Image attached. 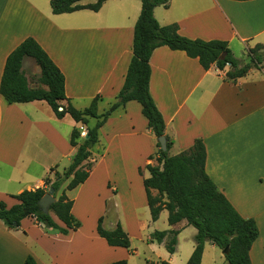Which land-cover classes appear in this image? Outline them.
<instances>
[{
	"label": "crops",
	"instance_id": "crops-1",
	"mask_svg": "<svg viewBox=\"0 0 264 264\" xmlns=\"http://www.w3.org/2000/svg\"><path fill=\"white\" fill-rule=\"evenodd\" d=\"M140 9V0H106L97 11L83 8L54 14L50 0H0V79L7 55L32 37L64 75L67 100L83 109L100 96V114L106 110L104 103L114 102L122 87ZM153 13L160 25L176 23L178 32L188 38L227 41L238 66L250 61L249 48L264 44V0H169L167 7L156 6ZM27 62L36 64L26 57L22 69L29 85L37 86V79L25 69ZM149 65V92L163 117L165 134L172 139L169 152L186 150L196 139L203 142L205 172L240 216L255 221L258 235L249 250L250 261L264 264V61L229 80L225 76L229 66L205 70L196 58L163 45L152 51ZM91 119L95 118L80 124L69 114L58 118L44 100L8 103L0 94V200L10 207L18 202L13 195L42 187L51 167H67L75 154L69 142L71 131L86 132ZM147 125L137 101L117 107L90 149L88 178L72 191L91 193L99 184L109 195L139 200L148 208L143 179L149 176L145 166L154 161L149 156H155L157 138ZM103 170L109 175L100 178ZM126 170L129 176L124 177ZM68 198L74 200L72 214L79 217L75 197ZM168 225L165 230L177 231L176 244L164 260L175 264L178 234L188 224L183 219ZM151 232L147 244L165 247L168 236L148 242ZM208 245L216 248L211 242ZM97 247L103 252L96 253ZM193 248L194 244L188 247L187 257ZM130 253L134 251L109 246L96 230L85 233L82 226L62 234L45 229L34 217H25L14 229L0 219V264H23L28 255L37 264H105L129 260ZM218 255L212 256L211 264L226 263L221 250Z\"/></svg>",
	"mask_w": 264,
	"mask_h": 264
},
{
	"label": "trees",
	"instance_id": "trees-1",
	"mask_svg": "<svg viewBox=\"0 0 264 264\" xmlns=\"http://www.w3.org/2000/svg\"><path fill=\"white\" fill-rule=\"evenodd\" d=\"M80 1L50 0L52 13H69L83 8L97 11L106 0H95L87 4H81ZM140 1V13L133 28L132 57L122 87L114 102L100 114L97 113L100 96L92 98L83 109L75 108L67 100L64 75L34 38L26 37L7 55L0 79V94L8 103L44 100L58 118L69 114L80 124H87L89 118H95L96 121L87 127L86 135L81 141L80 131L73 128L69 142L75 147V154L62 172L51 167L49 174L54 173L53 179L48 175L44 178L42 187L23 190L13 195L18 202L10 207L0 200V219L11 229L18 228L25 217H34L45 229L62 234L78 229L81 222L72 214L73 200L67 197L65 191L76 188L88 178L91 164L86 163L90 157V149L98 141L99 128L117 107L129 100H135L147 119L148 129L155 138L164 135L167 142V150L163 151L156 141L155 156L150 155L149 159L155 157L157 164L145 166L149 176L143 179V186L151 220L155 221L161 210L166 209L168 224L172 225L184 219L196 229L194 248L185 264H200L207 241L220 249L227 247L224 257L228 264H251L249 250L258 235L257 225L253 219L240 216L206 174L203 142L196 139L188 149L174 155L169 154L172 139L165 134L163 117L149 92V58L156 47L165 45L172 50L184 51L188 57L196 58L205 70L212 65L219 70L229 66L225 76L229 80H235L243 76L250 66H259L264 61V44L258 43L249 48L250 61L238 66L227 41L188 38L178 32L176 23L160 25L154 17V8L159 5L167 7L169 0ZM26 57L31 58L39 68L37 86L29 85L22 69ZM63 100L66 104L61 103ZM66 180L68 183L61 189ZM50 187L54 188L56 200L50 204L49 211L54 213L63 226L58 225L49 212L44 213L39 205L40 198ZM60 189V194L56 196ZM151 189H156L157 194L152 195ZM95 230L109 246L130 250L129 236L119 222L112 229H106L103 226V216H100L97 218ZM176 235L175 230H156L150 235L148 242H161L168 236L165 248L173 253ZM23 264L37 263L32 255H28ZM105 264H127V260L119 259ZM159 264L171 263L161 260Z\"/></svg>",
	"mask_w": 264,
	"mask_h": 264
},
{
	"label": "rangeland",
	"instance_id": "rangeland-1",
	"mask_svg": "<svg viewBox=\"0 0 264 264\" xmlns=\"http://www.w3.org/2000/svg\"><path fill=\"white\" fill-rule=\"evenodd\" d=\"M94 1V0H88ZM25 69L29 73V77H33L34 79L38 80V70L36 65L31 62H27L25 64ZM113 100L107 101L104 103V109H108L111 102ZM96 119H91L92 125L95 123ZM103 149V148H102ZM157 150V147H156ZM171 154V152H169ZM153 165L157 164L155 157L153 158ZM86 164H91L90 161H87ZM64 169V168H63ZM62 169V170H63ZM62 170H58L62 172ZM140 174H142L141 169L138 170ZM106 172V171H105ZM104 170L103 173H99L100 178H105L109 175V173L105 174ZM148 175L147 170L143 171ZM111 176H114L111 171ZM129 176V173L126 170V174L124 177ZM49 177L51 179L54 178V173H50ZM68 180L63 182L61 189L65 188ZM96 190L92 191L91 193L82 192L77 194V191L74 190H66L65 193L68 196L75 197L77 202L76 210L79 214V217L74 215L80 222L85 233H90L92 231L95 232L97 218L103 216V226L106 229H112L114 225L119 222L123 229L127 232L129 239H130V252L131 250L134 251L133 253L129 254V260H127L128 264H150L152 262L161 261V259H167L169 257L168 251L164 247L163 244L158 245L154 244L153 247H150L149 244L146 242L147 235L152 231H161L168 228V221H167V210L162 212L160 216L155 220L149 221V211L148 208L143 206L142 201H128L121 198L120 195L109 193L107 191L102 190L101 186L96 185ZM61 189L56 193L58 196L61 192ZM153 194L156 195L157 192L154 190ZM74 201V200H73ZM151 232V233H152ZM196 233V229L188 225L184 229H181L178 234V244L177 250L174 254V263L175 264H185L188 257L186 256L188 247L194 244V235ZM169 236H172L169 234ZM85 245V244H84ZM219 249L217 246L215 249H211L208 245V241L205 243V250L204 255H202V264H211V258L219 256L218 252ZM96 253L103 252V249L96 248ZM213 256V257H212ZM187 257V258H185ZM79 258V256H78ZM126 259V258H123ZM168 261V260H166ZM170 262V261H169ZM78 264H81L80 262ZM227 264V261L226 263Z\"/></svg>",
	"mask_w": 264,
	"mask_h": 264
},
{
	"label": "water",
	"instance_id": "water-1",
	"mask_svg": "<svg viewBox=\"0 0 264 264\" xmlns=\"http://www.w3.org/2000/svg\"><path fill=\"white\" fill-rule=\"evenodd\" d=\"M157 142L160 144V148L163 151L167 150V142L166 137L164 135H161L157 137ZM56 199L54 197V188L50 187L40 198L39 205L44 213L49 212V206L52 202H54ZM222 253L225 254L227 251V247L224 249H221Z\"/></svg>",
	"mask_w": 264,
	"mask_h": 264
},
{
	"label": "built area",
	"instance_id": "built-area-1",
	"mask_svg": "<svg viewBox=\"0 0 264 264\" xmlns=\"http://www.w3.org/2000/svg\"><path fill=\"white\" fill-rule=\"evenodd\" d=\"M59 109H62V107H59ZM80 135H81V136H85V135H86L85 130L81 131V132H80Z\"/></svg>",
	"mask_w": 264,
	"mask_h": 264
}]
</instances>
